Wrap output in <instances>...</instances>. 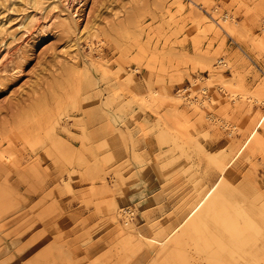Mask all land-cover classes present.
I'll return each mask as SVG.
<instances>
[{"label": "rangeland", "instance_id": "1", "mask_svg": "<svg viewBox=\"0 0 264 264\" xmlns=\"http://www.w3.org/2000/svg\"><path fill=\"white\" fill-rule=\"evenodd\" d=\"M263 81L264 0H0V186L20 203L0 264H218L188 225L162 241L232 159L219 188L263 233L240 222L256 248L219 264H264V125L248 142L264 108L247 100ZM134 224L160 244L129 241Z\"/></svg>", "mask_w": 264, "mask_h": 264}, {"label": "bare ground", "instance_id": "2", "mask_svg": "<svg viewBox=\"0 0 264 264\" xmlns=\"http://www.w3.org/2000/svg\"><path fill=\"white\" fill-rule=\"evenodd\" d=\"M215 13H217V12L215 11ZM223 19L227 20L228 17L226 18V16H224ZM102 43H103V41H102ZM100 46H101V43H100ZM89 47L91 49V46H89ZM101 66L103 68L107 69V67H105V65L101 64ZM109 74H110V76H114L115 78H119L118 75H114L112 73H109ZM207 87H205V86L202 87V91L206 92L208 90ZM222 90L224 91V89H222ZM225 94L228 96V92L227 91H225ZM231 98H233L234 100H241V99L244 98V96L233 94L231 96ZM180 99H184V101L186 103H189L190 105L195 106L197 109L205 108L207 101H209L210 105H212L213 102H214V101L212 102L211 98H209L207 100H204V99L202 100V99H199V98L190 99L188 97L182 96V97H180ZM247 100L250 101L253 104H260L264 108V81H263V84L261 85L258 93H256V95H254V96L253 95L252 96H248ZM209 119L213 120L212 117H210ZM50 123H51V121L49 120V121H47L46 124H50ZM56 125H57V123L53 122L51 127H50V129L46 133V135L48 137H50L51 139H54V141H55L54 147H53L54 150H52V151L50 150V151H51L52 154H54V152L56 154H59V155L64 154V159L67 160L68 162H70V161H72V159L74 157V152L67 151L68 148H65L67 146L65 145V147H64V146L61 145L60 142H62V141L60 139H58V137H57V135L55 133ZM263 125H264V114L259 116V119H258L255 127L250 132V137L248 139L249 143L255 138V136L257 135L258 131L262 128ZM69 149H70V147H69ZM238 151H240V150H238ZM52 154L48 153V155H50V156ZM241 154L239 153V154H237L235 156L236 157L235 161L240 157ZM41 157H42V155L39 156V158H41ZM231 161L228 162L224 166V170L221 173V180L216 186H212L210 188H207L203 192L202 195H198V193H200V191H201L200 185L198 186V188L196 189V196H195L196 199L194 200L195 204L193 206H191V204H190L189 206H191V207L188 206V209L185 210L182 213V216L180 217V218L183 217V221L181 223H179L178 226L175 229H173L174 231L172 230L173 232L169 233L168 236H166L165 239L162 242H165V241L169 242L171 239H173V238L175 239V237L177 236V233L179 234L183 230V228L188 225L192 229L194 235L197 238V241L195 243H193V245H194L193 247L195 248V251L196 252L197 251L198 252L199 251L203 252V250H201V245L203 243V245H202L204 247V252L203 253L207 254V257H205V259L207 258V259H209L211 261H216L219 264V262H221V257H222L221 253H222V251H225L226 249H229V247H232V248L235 247V251H237L238 249L241 251L240 247H238V249L236 248L237 244H238V246L239 245L243 246L242 245L243 243L242 244L238 243V242L241 241L240 238H239L240 241L237 240V238L239 237V233L242 234L241 235L242 237H243V234L246 231H249V229H250V231L252 230V232L255 231V233H259V234L263 233L261 228H259L254 223V221L248 217V215L243 211V209H240V211H239V208H238L239 212L236 211L237 209H235V211L232 212V207H235V205L230 206V200L228 199V197L230 195L229 194V190L227 191L226 194H223L221 192L222 188H219L220 185H221V181H223V178L225 176V170H226L227 166L231 163ZM56 162L57 161H55V163ZM72 164L73 163L69 164V166L71 167ZM38 167H39L38 164H34L30 168L27 169L30 173L33 172V174L31 175L32 176L31 177L32 181L30 182V184L28 182H26V185L29 186V188L31 187V189L34 188L36 194H38V193H42L43 194V192L45 191L47 185L42 183V178L40 179V173L38 172ZM29 172H27V173H29ZM54 172L56 174L58 173L59 174L58 176H61L63 171L61 170L60 166L57 165ZM38 179L41 182L37 184ZM57 180H58L57 178L54 179L55 182ZM32 182H34L35 185H33ZM226 188H228L227 184H226ZM11 190L12 189H10L8 187L0 186V210L2 212V213L0 212V214H2L1 215L2 217H0V221L2 220L3 223H5L7 220H8L7 221L8 223L11 222V218L12 217L10 218L9 216H7V214L10 213L15 207L18 208L17 206L20 204V203H17L16 201H14L15 198L13 199V197H12L13 195L10 192ZM241 198H242V196H241ZM237 206L238 205H236V208H237ZM121 212L123 213V215L122 214L121 215L125 219V222L126 223H131L132 222V219H131L132 216L130 215L131 214L130 208L127 211L122 210ZM239 220H241V221H239ZM240 222L242 223L244 231H245V226H247V227L249 226V228H246V231L244 233H241L240 230H239V225H240L239 223ZM242 226H241V228H242ZM132 230H133V232L131 231V233H130L131 235H130V240L129 241L138 242V240H142V241H146V242H149V243H152V244H160V242H156L153 239H149L146 236H144V234L140 233V229L137 228L135 224L132 226ZM246 240L248 241L250 239H246ZM255 240H257V239H255ZM185 241H186L185 244H180L176 248V252H178L180 259L184 260L186 263H189L191 258L189 259V257H188L189 255L185 252L186 248L189 245V238H187ZM247 241H246V244H244V246H247V245H249L251 243L250 241H248L249 242V244H248ZM252 241H253V239H252ZM241 242H243V241H241ZM258 242L255 241L254 243L257 244ZM169 243H171V242H169ZM228 243L229 244H233V245L230 246V245H228ZM161 245H159V246H161ZM254 247H253V245H252L251 248L247 246V248H250V249H252ZM189 248L191 249L192 247H189ZM259 249H260L261 252H263L264 251V245H262V247L259 248ZM230 251H232L231 248H230ZM242 252L243 251H241L240 254ZM248 252H249V255H250L251 251L248 250ZM231 253H229L230 255H228V256L229 257L232 256V257H230L232 259L234 258L233 254L234 255L238 254V253H235V252L233 254H231ZM244 253L247 255V252H243L241 254V256ZM250 257H252V256L250 255ZM240 259L243 260L242 258H240ZM251 261H252V259H251ZM208 262H210V261H208ZM235 262H237V259L232 264H234ZM222 264H223V262H222ZM237 264H240V263L238 262ZM247 264H250V263H247Z\"/></svg>", "mask_w": 264, "mask_h": 264}]
</instances>
